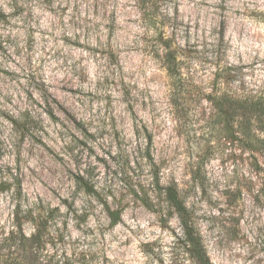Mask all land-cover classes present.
I'll use <instances>...</instances> for the list:
<instances>
[{
  "label": "rangeland",
  "instance_id": "374dc122",
  "mask_svg": "<svg viewBox=\"0 0 264 264\" xmlns=\"http://www.w3.org/2000/svg\"><path fill=\"white\" fill-rule=\"evenodd\" d=\"M0 14L1 256L17 229L42 264H264V131L236 103L217 116L264 95V0H0Z\"/></svg>",
  "mask_w": 264,
  "mask_h": 264
},
{
  "label": "trees",
  "instance_id": "16d2710c",
  "mask_svg": "<svg viewBox=\"0 0 264 264\" xmlns=\"http://www.w3.org/2000/svg\"><path fill=\"white\" fill-rule=\"evenodd\" d=\"M1 15V14H0ZM166 53L164 54V64L165 68L168 74V77L172 80L175 81L176 77L179 76V67L177 64V59L176 56L174 55L173 50H170L168 47H165ZM227 102L228 104H226ZM234 103L237 104V107H243L245 111L248 113L247 118H248V124H256L257 127L260 130L264 131V95L263 96H258L254 99L250 100H242L238 101L236 99H230L226 101L225 99H221L217 103V116L221 117L222 113L224 114V110L222 109V105H227L232 108V110H235ZM234 106V107H233ZM253 119V121H252ZM166 195L167 199L170 201L172 206L175 208L176 212L180 214L181 216V222L183 226L185 227V240L189 244H193L195 247V250H203L202 246L198 244L197 241H193L190 239L191 233L189 232V229L187 228L186 224V219H185V214L186 210L185 207L183 206L182 201L179 199L177 193L175 190H172L170 188L166 189ZM32 211H29V213ZM45 222H39L35 228V232L33 234V238L35 239V244L38 247V245H44L41 237V227L44 228ZM5 242H9L10 245L9 247L13 248V251L9 252L7 254H4L3 256L0 255V264H42L39 261V256H38V251L39 250H23L24 245H23V237L22 235L17 232V229H12L8 233V237L5 239ZM6 244H4L5 246ZM2 247H0L1 249ZM21 249V250H19ZM18 250V252L22 251L21 256H14L12 253ZM28 254H32V262L30 260H27ZM20 255V254H19ZM197 259L199 264H210L209 260L206 258L204 253L202 251L197 252ZM50 264V263H49ZM52 264V263H51ZM58 264V263H54Z\"/></svg>",
  "mask_w": 264,
  "mask_h": 264
}]
</instances>
